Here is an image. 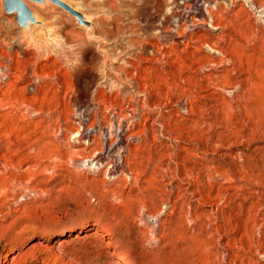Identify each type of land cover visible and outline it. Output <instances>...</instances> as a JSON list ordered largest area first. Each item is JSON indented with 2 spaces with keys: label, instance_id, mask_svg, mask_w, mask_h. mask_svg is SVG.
I'll return each instance as SVG.
<instances>
[{
  "label": "rangeland",
  "instance_id": "rangeland-1",
  "mask_svg": "<svg viewBox=\"0 0 264 264\" xmlns=\"http://www.w3.org/2000/svg\"><path fill=\"white\" fill-rule=\"evenodd\" d=\"M25 1L21 23L0 0V61L17 67L0 103V167L14 166L0 169L3 264H264L262 13L218 0L214 50H168L173 0ZM94 110L134 124L115 158L134 178L70 162L89 144L54 129Z\"/></svg>",
  "mask_w": 264,
  "mask_h": 264
},
{
  "label": "bare ground",
  "instance_id": "bare-ground-1",
  "mask_svg": "<svg viewBox=\"0 0 264 264\" xmlns=\"http://www.w3.org/2000/svg\"><path fill=\"white\" fill-rule=\"evenodd\" d=\"M225 1L227 2L228 0ZM217 2L218 0H173L172 6L167 9V14H165L166 16L164 15L165 25L162 30H160L162 40L161 45L163 46V48H168L169 50L171 49V46L173 44L181 43L185 47H189V45L191 47L195 46L196 44H202L214 50L213 46L206 39H204L203 31L218 28V26L215 24V17L218 14L219 8ZM24 3L28 8L29 4L27 3V1H24ZM211 4H214V6L211 7ZM248 4L252 6L256 11L262 13L261 17H259L258 19L264 23V2H261L259 0H248ZM47 49L48 48H43V50L41 49V51L46 52ZM157 50L159 51V53H162V55L165 56V51H160L159 49ZM8 56H4V59L0 61V103L4 100V98L6 99V97L10 95L11 90L8 79L14 78L15 73L17 72V67L13 66V63L15 62L14 59ZM5 83L6 87H3ZM39 88V77L32 76L31 81L27 83L25 91L29 94H34ZM23 104V106H25V109L30 107L29 104ZM173 105L178 106L179 108H185L187 110L186 104L182 103V101H179L177 103L175 102V104ZM98 106L99 104L97 105V108ZM34 110L36 111V109ZM84 112L77 118L78 120L76 125L71 122L65 125H57L55 129L53 128L56 135H66L67 131L72 132V134H74L75 136V139H73L74 144L76 142H80L81 140H85V142L89 144V147L87 146L82 148L80 151H78L79 153H71L72 155L70 157V162L74 165L78 164L81 167L84 166V163L86 161H90L95 164L94 166L97 165L98 171L102 172L103 175H112L113 172H119L121 173L123 178H134V173L130 164L121 166V164L115 163V158L118 156H120L121 158L124 157L125 160L128 159L126 154H130L129 150L130 147L133 146L132 140L135 136V134L131 131L134 127V124L130 123L123 126V121H120L115 126L110 124L109 126H107L108 122L105 116L101 114L100 118L98 119V112L94 110L93 120L90 125H87L85 117L86 113ZM112 114H114V117L118 115L123 117V114L121 113L119 114L117 112H114ZM104 129L106 130L104 131ZM67 139L68 140L66 142H69L71 136ZM67 144L68 146H71L70 143ZM13 167L14 166L11 167V165L8 164L7 160H4L0 169L3 170V172H6L9 168ZM154 219L156 220V222H159L156 216H154ZM14 247L15 244H9L6 249V252H9ZM120 261L123 264H130L129 258L126 257L124 254L120 255ZM3 263L4 262L0 260V264Z\"/></svg>",
  "mask_w": 264,
  "mask_h": 264
},
{
  "label": "water",
  "instance_id": "water-1",
  "mask_svg": "<svg viewBox=\"0 0 264 264\" xmlns=\"http://www.w3.org/2000/svg\"><path fill=\"white\" fill-rule=\"evenodd\" d=\"M25 0H4L5 8L7 12L17 11L18 20L21 23H25L28 19L31 18L29 9L24 3ZM55 3L62 4L60 0H51Z\"/></svg>",
  "mask_w": 264,
  "mask_h": 264
}]
</instances>
